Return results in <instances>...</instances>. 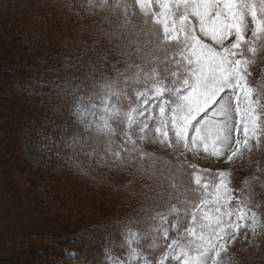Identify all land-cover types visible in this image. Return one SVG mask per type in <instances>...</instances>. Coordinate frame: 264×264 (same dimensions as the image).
<instances>
[{"label":"snow or ice","instance_id":"obj_1","mask_svg":"<svg viewBox=\"0 0 264 264\" xmlns=\"http://www.w3.org/2000/svg\"><path fill=\"white\" fill-rule=\"evenodd\" d=\"M133 2L144 23L153 26L144 47L138 40L130 41L142 63L126 60L127 69H135L130 75L121 79L118 73L114 79L94 82L93 90L103 95L91 104L85 131L94 129L97 136L107 137V151L112 152L115 129L111 125H121V147L127 151L132 145L142 158L153 154L136 149L134 134L141 141L150 139L169 148L176 145L185 152L202 147L217 158L230 152L228 161L241 154L242 148L251 151L252 141L258 147L264 140V91L252 87L249 77L264 45V0ZM127 7L124 27L131 23ZM249 22L250 38L246 35ZM133 54L131 47L121 52L126 57ZM67 106L83 123L81 114L89 106ZM99 112L103 116L97 119ZM77 143L67 146L75 148ZM113 155L120 159L122 154ZM189 167V183L182 179L177 183V176L172 175L171 188L177 195H169L181 200L180 207L171 206L168 213L149 217L160 222L143 233L129 229L125 236L129 255L122 264H217L213 254L218 258L229 238L234 242L242 228L255 234L259 221L249 206L251 197L246 202L234 195L237 190L231 187L230 174L205 175L209 170ZM176 173L189 174L182 164L176 166ZM142 241H150L147 254L140 247ZM155 251L160 255L150 260Z\"/></svg>","mask_w":264,"mask_h":264},{"label":"trees","instance_id":"obj_2","mask_svg":"<svg viewBox=\"0 0 264 264\" xmlns=\"http://www.w3.org/2000/svg\"><path fill=\"white\" fill-rule=\"evenodd\" d=\"M96 2L100 5L94 6ZM0 3V14L11 13V34H25L27 40L34 37L32 41L43 38L42 45L57 49L53 53L56 56L61 54L60 57L63 58V62L59 59L56 61L58 64L53 67L45 64V67H40L41 63L32 61L23 71H19L21 77L36 85V90L34 93H27L28 101L13 98L5 106L8 116L4 115V129L0 130L5 134L12 133L10 141L19 133L21 136L30 133L31 139L45 144L50 153L54 174V182L48 185L55 190H70L75 187L84 194L95 192L99 193V197L107 194L114 197L108 206L107 216L96 217V214L100 215V208H94V211L92 208L93 223H97L98 227L79 228L74 242L43 243L44 251L49 249L45 255L56 258L52 262L71 264L72 261L64 255V249L71 245L76 252L75 262L108 264V252L115 256L125 252L121 243L126 228L143 233L152 223L160 222L159 219L149 220V217L155 218L157 213H168L171 206L180 207L181 200L171 199L169 195H177L171 188L172 175L177 176V183L181 179L189 183L192 180V168L189 166L192 164L183 159L173 160L178 148L176 145L169 148L153 143L150 139L143 141V147H135L143 153L153 154L152 157L142 158L141 152L133 151L132 147L125 151L121 147L122 130L115 131L110 145L112 152H109L107 137L97 136L95 131H85L67 105L74 107L81 96L85 97L84 100L94 101L96 97L103 95L102 92L93 90L94 82L101 81L104 77L114 79L118 73L130 75L135 71L127 69L125 63L126 60L128 63H142L137 59L136 46L130 45V41L138 40L141 42L139 46L144 47V41L149 39L146 34L153 26L150 22L144 23L145 18L133 0H107L106 3L104 0H93L91 4L88 0H0ZM126 6H130L127 7V18L131 23L124 27ZM62 15L66 17L65 21L62 20ZM51 19L58 20L59 24H53ZM62 23L69 27L68 34L66 27L61 26ZM126 33L130 35H125ZM128 47H131L134 54L131 57L121 55ZM255 60L256 65L250 69L252 75L249 77V84L264 91V81L261 83L256 75L257 70L264 67V45L260 46ZM124 67L125 71L121 73V68ZM32 97L37 98L38 102L31 100ZM77 140L79 143L75 148L67 146ZM1 141L3 142V138ZM252 144V150L246 156L247 162L239 170L231 172L230 178L232 188L237 190L235 194L240 199L247 202V198L251 197L249 206L257 213L261 225L255 245H248L242 234L230 243L228 248L235 255L237 264H262L264 260V140L258 147L255 142ZM117 151L122 154L120 159L113 155ZM181 164L188 175L176 173V166ZM170 166L174 168L171 170ZM245 180L248 181L247 184L243 183ZM123 181L127 183L125 190L121 189ZM132 186H136L138 192L142 191L139 192L140 196H135L137 193L133 191V197L130 194L127 197L129 200L133 199L126 203V199L120 195L131 191ZM68 197H63L70 202L69 206H65L66 211L70 209L73 213L83 212L78 197ZM61 213L63 212H59ZM82 235H86L88 239ZM29 242L32 240L19 241L16 246H8L15 244L12 242H1L0 252H8L5 248L17 247L20 250L16 255L22 257L35 250ZM148 242L150 241H142L140 245L146 254ZM53 247H56L54 252L50 250ZM158 254L159 251L153 252L149 259L155 260ZM29 258L31 260V256ZM7 259L0 256V260L6 264L9 263ZM24 260L28 264L29 260Z\"/></svg>","mask_w":264,"mask_h":264},{"label":"rangeland","instance_id":"obj_3","mask_svg":"<svg viewBox=\"0 0 264 264\" xmlns=\"http://www.w3.org/2000/svg\"><path fill=\"white\" fill-rule=\"evenodd\" d=\"M11 0H7L10 2ZM89 4L93 3V0H88ZM100 1V0H95ZM103 1V0H102ZM2 3V2H1ZM0 3V4H1ZM94 6H99L100 3L96 2ZM139 9V8H138ZM11 13L2 15L0 14V129H4L3 121L5 116H8L5 106L10 104L13 98L24 99L28 101L27 93L35 92L36 85L32 84L25 77H21L18 73L23 71L24 67H27L29 62L36 61L37 64L41 63L40 67H45L49 65L58 64L57 60H62L61 54L57 56L55 53L58 51L54 50L53 47H45L42 45L43 38H39L38 41L34 40V37L31 40H27L25 34L15 35L9 32L11 27ZM62 20L65 21L66 17L62 15ZM53 24H56L58 20L51 19ZM59 24V22H58ZM66 23H62V27H66ZM12 28V27H11ZM251 28L252 25L249 22V31L247 36L251 37ZM66 33L68 34L69 27H66ZM73 34V33H72ZM32 41V42H31ZM55 44V42H52ZM259 44V43H258ZM52 51V52H51ZM245 54L248 53L245 51ZM60 57V58H59ZM256 59V57H255ZM69 60V59H68ZM44 61V62H43ZM52 61V62H51ZM70 62V61H69ZM255 63L251 66L253 68L256 65ZM123 73L125 67L121 68ZM258 79L261 83L264 81V67L259 68L256 72ZM255 75V76H256ZM123 77V75H121ZM14 100V99H13ZM31 100L37 101L38 99ZM23 102V101H21ZM38 102V101H37ZM93 101L87 100H77L76 104H84L89 107L84 109V112L81 114L83 116V123L76 116L77 122L84 127V123H88V113ZM3 105V106H2ZM11 106V105H10ZM3 109H2V108ZM97 107H100L97 105ZM100 116H103V112H99L97 119ZM2 125V126H1ZM112 128L117 130H122L121 137L123 139V126L112 123ZM121 126V127H120ZM0 130V243H15L9 244L8 246H16L19 241H31V246L35 247V250L32 253L18 257L16 255L17 251L20 248L11 247L5 248L8 252H0V256L8 258L7 264H26L25 258L29 260L28 264H60L59 261L52 262L56 258H51L52 256H47L46 252L49 249L44 251L45 244L43 243H56L59 241L63 242H74L76 241V231L79 228L94 229L99 225L93 223L94 218L91 215L93 208H100V215L96 217H105L107 216L108 206L114 200L112 195H105L104 197H99V193L86 192L78 188L72 187L70 190L58 189L55 190L52 186L48 184L53 183L54 174H53V164L50 163V153L47 152L45 144L38 142L34 139H31L30 133H25L22 137L19 133L18 136H15L12 141V133L5 134L4 131ZM92 131H95L94 129ZM3 132V133H2ZM235 137V133H233ZM3 138V142L1 141ZM136 139L137 148L142 145L143 141L139 139L138 136L134 134ZM254 141L250 142L253 143ZM11 143V146H10ZM142 143V144H141ZM132 147V145L128 146ZM177 151L174 154L173 160L183 159L192 165L197 166L200 170H209L205 175L214 176L220 171L231 174V172L239 170V167L242 166L246 160L248 153L247 148H242L241 154L233 157L231 161L227 160V155L231 153L228 152L225 155L217 158L203 151V148L199 151H187L179 146H177ZM171 170L174 168L170 166ZM70 183L71 180H68ZM127 184V183H126ZM123 181L121 189L125 190L126 185ZM136 186H132L131 191H127L126 194H121V198H125V202H131L127 197H133L132 192L137 193L135 196H140V191H137ZM232 187V185H231ZM127 190V189H126ZM143 192L141 193V195ZM64 195L69 196L68 198L75 199L78 197L81 205V210L83 212H71L70 209L66 211L65 206H69L70 202L65 201L63 198ZM236 197L238 195L234 193ZM118 196V195H117ZM71 197V198H70ZM233 204L236 203L235 200L232 201ZM91 206V207H90ZM60 207V208H59ZM107 207V208H104ZM102 208V210H101ZM66 211V212H65ZM59 212H63L59 214ZM254 212V211H253ZM256 213V212H255ZM257 219L259 221L258 226L256 227L255 234L248 229L242 228L241 234L247 235L244 237L248 245H255V238L260 229V218L256 213ZM251 221H249V224ZM92 227V228H91ZM132 231H135L131 229ZM129 228L125 229V232L122 235V246L125 248L123 254L120 253V256H115L113 253H107L108 264H122V262L128 260L129 249L125 243V236L128 234ZM137 232V231H136ZM81 236V235H80ZM85 239H88L86 235ZM91 237V236H90ZM10 241V242H9ZM232 242V239L227 240L226 249L221 250V255L216 258L213 254V258L217 259V264H237L236 257L233 253L229 251V245ZM223 243V241H221ZM71 246V245H70ZM67 247L64 249V255L66 259L71 260V264H85L83 262H75L76 252L73 250V247ZM56 247L51 248V251H55ZM147 251L148 248H147ZM18 254V253H17ZM160 254H158L155 259ZM31 256V260L29 258ZM38 259V260H37ZM0 264H6L0 260ZM211 264V261H209ZM264 264V260L262 262Z\"/></svg>","mask_w":264,"mask_h":264}]
</instances>
